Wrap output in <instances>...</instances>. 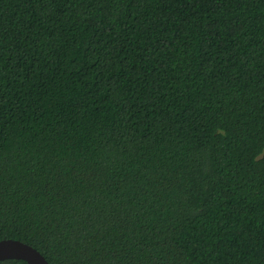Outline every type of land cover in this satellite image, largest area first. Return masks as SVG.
Segmentation results:
<instances>
[{
	"label": "trees",
	"instance_id": "obj_1",
	"mask_svg": "<svg viewBox=\"0 0 264 264\" xmlns=\"http://www.w3.org/2000/svg\"><path fill=\"white\" fill-rule=\"evenodd\" d=\"M5 237L264 264V0H0Z\"/></svg>",
	"mask_w": 264,
	"mask_h": 264
},
{
	"label": "water",
	"instance_id": "obj_2",
	"mask_svg": "<svg viewBox=\"0 0 264 264\" xmlns=\"http://www.w3.org/2000/svg\"><path fill=\"white\" fill-rule=\"evenodd\" d=\"M9 258L23 259L28 264H50L39 249L14 237L0 239V260Z\"/></svg>",
	"mask_w": 264,
	"mask_h": 264
}]
</instances>
